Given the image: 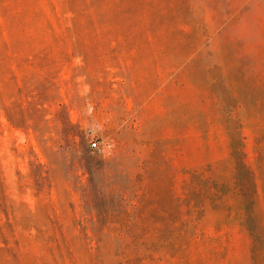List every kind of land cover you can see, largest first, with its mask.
<instances>
[{
    "label": "rangeland",
    "instance_id": "374dc122",
    "mask_svg": "<svg viewBox=\"0 0 264 264\" xmlns=\"http://www.w3.org/2000/svg\"><path fill=\"white\" fill-rule=\"evenodd\" d=\"M0 264H264V0H0Z\"/></svg>",
    "mask_w": 264,
    "mask_h": 264
},
{
    "label": "built area",
    "instance_id": "2783aa9c",
    "mask_svg": "<svg viewBox=\"0 0 264 264\" xmlns=\"http://www.w3.org/2000/svg\"><path fill=\"white\" fill-rule=\"evenodd\" d=\"M96 145H97V144H96L95 142H93V143L90 144V147H91V148H96Z\"/></svg>",
    "mask_w": 264,
    "mask_h": 264
}]
</instances>
